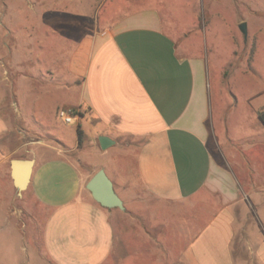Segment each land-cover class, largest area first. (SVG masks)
I'll use <instances>...</instances> for the list:
<instances>
[{"label": "crops", "instance_id": "crops-1", "mask_svg": "<svg viewBox=\"0 0 264 264\" xmlns=\"http://www.w3.org/2000/svg\"><path fill=\"white\" fill-rule=\"evenodd\" d=\"M64 61L69 79L50 64L27 100L0 94V264H21L25 238L41 264H245L243 249L264 264V92L214 110L206 59L182 54L154 5L84 34ZM66 107L81 142L58 131ZM84 128L99 156L118 146L124 216L85 188L106 169L85 164ZM12 159L33 160L20 196Z\"/></svg>", "mask_w": 264, "mask_h": 264}, {"label": "rangeland", "instance_id": "rangeland-1", "mask_svg": "<svg viewBox=\"0 0 264 264\" xmlns=\"http://www.w3.org/2000/svg\"><path fill=\"white\" fill-rule=\"evenodd\" d=\"M146 5L159 9L165 31L175 39L182 54L206 59L214 110L242 104L240 92H264V0H0V94H5L6 102L14 101L12 95L18 103L27 100L32 88L45 87L42 75L50 64L57 65L69 79L64 59L81 36ZM242 23L246 24V37L239 29ZM44 114L49 119L48 112ZM58 124L59 133L72 142L76 123L67 124L58 117ZM84 131L88 155L85 164L99 162L111 178L110 169L120 161L118 146L99 156L92 150L94 137L87 128ZM85 164H81L82 169L88 168ZM115 189L126 201L121 187ZM126 189V193L140 194L134 186ZM115 210L124 216V211ZM20 246L19 263L41 264L27 238ZM244 251L238 258L250 264L256 257ZM253 263L258 261L254 259Z\"/></svg>", "mask_w": 264, "mask_h": 264}, {"label": "water", "instance_id": "water-1", "mask_svg": "<svg viewBox=\"0 0 264 264\" xmlns=\"http://www.w3.org/2000/svg\"><path fill=\"white\" fill-rule=\"evenodd\" d=\"M239 29L246 37V24H240ZM98 143L100 148L105 150L113 145L114 141L106 135H100ZM32 166V159H12L10 161V175L19 196L29 183ZM85 188L90 193L92 199L103 208L125 210L122 199L115 191L113 182L103 168L98 169L88 179Z\"/></svg>", "mask_w": 264, "mask_h": 264}, {"label": "built area", "instance_id": "built-area-1", "mask_svg": "<svg viewBox=\"0 0 264 264\" xmlns=\"http://www.w3.org/2000/svg\"><path fill=\"white\" fill-rule=\"evenodd\" d=\"M80 114L78 108L66 107L57 111L58 117H60L67 124H74Z\"/></svg>", "mask_w": 264, "mask_h": 264}, {"label": "trees", "instance_id": "trees-1", "mask_svg": "<svg viewBox=\"0 0 264 264\" xmlns=\"http://www.w3.org/2000/svg\"><path fill=\"white\" fill-rule=\"evenodd\" d=\"M259 116L263 120V118H264L263 113H261ZM77 134H78L79 142H81V130L79 127H77Z\"/></svg>", "mask_w": 264, "mask_h": 264}]
</instances>
